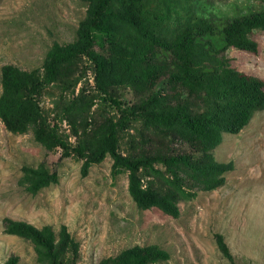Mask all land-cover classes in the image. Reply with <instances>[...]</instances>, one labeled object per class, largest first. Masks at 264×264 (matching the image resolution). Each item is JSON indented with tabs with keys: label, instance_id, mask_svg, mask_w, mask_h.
I'll list each match as a JSON object with an SVG mask.
<instances>
[{
	"label": "trees",
	"instance_id": "1",
	"mask_svg": "<svg viewBox=\"0 0 264 264\" xmlns=\"http://www.w3.org/2000/svg\"><path fill=\"white\" fill-rule=\"evenodd\" d=\"M82 1L87 11L73 41L54 42L41 67L2 66L0 119L10 132L32 130L47 149L82 160L83 176L111 156L112 173L128 174V191L139 208L177 218L180 200L223 186L234 170L233 161L214 155L223 134L239 133L264 110V79L235 68L226 55L229 48L258 53L253 34L264 32V5L227 18L200 14L196 3L202 0ZM87 69L92 85L83 82ZM52 87L59 91L54 121L41 104ZM121 88L132 91V102ZM63 121L68 134L61 131ZM59 180L41 162L24 165L19 182L35 195ZM3 225L5 233L32 242L37 264H77L80 258V243L66 225L57 232L50 224L10 217ZM214 236L223 256L237 264L224 235ZM169 258L158 244H136L97 264ZM18 263L11 255L5 264Z\"/></svg>",
	"mask_w": 264,
	"mask_h": 264
},
{
	"label": "rangeland",
	"instance_id": "2",
	"mask_svg": "<svg viewBox=\"0 0 264 264\" xmlns=\"http://www.w3.org/2000/svg\"><path fill=\"white\" fill-rule=\"evenodd\" d=\"M196 4L200 14L228 18L259 9L264 0ZM86 11L82 0H1L0 80L5 64L24 70L41 67L54 42L65 44L76 38ZM253 37L260 45L258 53L229 48L226 55L235 68L264 79V32L255 30ZM87 80L94 83L91 69L83 82ZM120 92L126 101L134 100L129 88ZM58 96L52 87L41 99L52 121ZM60 125L64 134L70 132L65 121ZM128 137L122 142L124 152ZM214 155L218 161L235 164L226 174V183L212 191L199 190L194 199L180 200V215L175 218L158 208H139L128 191V174L112 173L111 156L83 176L82 160L62 156L60 148L47 149L35 140L32 130L12 133L0 119V264L11 255L19 257L18 264H37L31 241L4 232L5 217L38 227L50 224L57 232L66 225L80 243L77 264H97L136 244H158L167 250L170 258L157 264H231L217 246V232L224 235L237 264H264V110L239 133H224ZM41 162L57 171L60 180L34 195L19 179L24 165Z\"/></svg>",
	"mask_w": 264,
	"mask_h": 264
}]
</instances>
